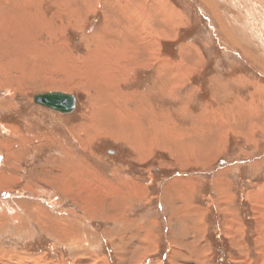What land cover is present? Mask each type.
Listing matches in <instances>:
<instances>
[{
  "label": "rangeland",
  "instance_id": "374dc122",
  "mask_svg": "<svg viewBox=\"0 0 264 264\" xmlns=\"http://www.w3.org/2000/svg\"><path fill=\"white\" fill-rule=\"evenodd\" d=\"M0 27V264H264V0H0Z\"/></svg>",
  "mask_w": 264,
  "mask_h": 264
},
{
  "label": "bare ground",
  "instance_id": "6f19581e",
  "mask_svg": "<svg viewBox=\"0 0 264 264\" xmlns=\"http://www.w3.org/2000/svg\"><path fill=\"white\" fill-rule=\"evenodd\" d=\"M24 1V0H23ZM70 2V1H69ZM129 2V1H128ZM116 3V2H115ZM6 5H8V6H10V3H5ZM148 4V3H147ZM122 9V8H121ZM23 10V9H22ZM124 9H122V11H123ZM25 11V10H24ZM122 11H120V12H122ZM20 13V12H19ZM65 13V12H64ZM125 13V12H124ZM132 13H133V11H132ZM9 14V13H8ZM140 14V13H139ZM10 15V14H9ZM17 18V17H16ZM15 18V19H16ZM137 18V17H136ZM19 19V18H18ZM132 20V19H131ZM135 20V19H134ZM18 21V20H17ZM5 22V21H4ZM11 22V21H10ZM20 22L21 23H23V25L24 26H22V32H23V30H27L28 31V36L26 35V34H24L23 36H24V38L26 39V41H27V43H26V45L28 46V49H29V17L28 16H24V18H22L21 20H20ZM137 22V21H136ZM6 24V23H5ZM9 24V23H8ZM13 24V23H12ZM2 26H3V24H2ZM24 27H25V29H24ZM1 28V27H0ZM8 28H10V27H8ZM130 28V27H129ZM4 30V29H3ZM152 32L154 31V30H151ZM7 32H9V31H7ZM14 32V31H13ZM3 33V32H2ZM15 33V32H14ZM52 33V32H51ZM4 34H6V32L4 33ZM13 34V33H12ZM145 34H148V33H145V30H144V27H143V25H138V27H136V29L134 30V31H131V33H130V37H131V39H132V41L135 43V46L134 47H136V50L134 51L132 48H134V47H132L131 49H132V52H133V54H135V56L133 57H131V55L128 57V58H126L125 59V57H122V59L123 60H126V62L128 63V61L131 59V62H133V61H136V62H134V63H136V65L138 64L139 65V63L140 62H142L143 61V59H144V56H143V52H144V48H146L147 46H152V47H154V46H156L155 44H157V38H158V36H160L159 34H153V33H151L150 32V37H148V38H150V39H147V41H149V42H146V38H145ZM148 36V35H147ZM10 37H12V35L10 36ZM14 37V36H13ZM154 37V38H153ZM2 39H6L7 41L4 43V44H2L1 43V41H2ZM9 38H7V37H5L3 34L2 35H0V74H3V76L4 75H6V71H5V69L7 70V68L6 67H8V68H11V66L14 64V62L16 61L15 60V57H16V53L14 52V50H11L12 48L9 46V45H7L6 43H11L12 44V46L13 45H16V44H13V39H11V40H8ZM17 39V38H16ZM22 41V40H21ZM15 42V41H14ZM2 44V45H1ZM25 44V43H24ZM157 47V46H156ZM22 50H25V49H22ZM26 51V50H25ZM29 52V51H28ZM155 52H156V50H151V53H150V55H149V58H153V57H155ZM23 53V52H22ZM25 53V52H24ZM132 54V55H133ZM60 55V54H59ZM125 55V54H124ZM146 55H147V52H146ZM25 56L28 58L29 57V54L26 52V54H25ZM18 57V56H17ZM103 57H105V56H103ZM91 58V57H90ZM119 58V57H118ZM93 59H95V58H93ZM97 60V59H96ZM74 61V60H73ZM94 61V60H93ZM146 61V60H145ZM107 62V61H106ZM95 63V62H94ZM105 63V62H104ZM149 63H155V61H152V60H150L149 61ZM101 64V63H100ZM106 64V63H105ZM108 65L110 64V63H107ZM89 65V64H88ZM126 65V64H125ZM135 65V66H136ZM137 65V66H138ZM141 65V64H140ZM139 65V66H140ZM92 66V65H91ZM91 66H90V68L87 70V76H85L87 79H88V82H91L90 84L91 85H94L98 90H99V92H102V93H104L105 91H110V92H113L112 93V95H108L109 96V98L111 99V101H110V103L111 104H113V106L114 105H117V104H119V102H124L123 100L124 99H122V95L121 94H119V91H118V89L117 90H115L116 89V86L118 85V83H119V79L118 78H113V77H111L110 76V73H108V72H110V69H109V71L107 72V70H105L104 69V66H103V68L102 67H100L99 66V64H95V68H91ZM152 67H153V65H151ZM99 67V68H98ZM159 67V66H158ZM86 68V67H85ZM109 68H111V67H109ZM87 69V68H86ZM107 69H108V66H107ZM9 70V69H8ZM29 70V69H28ZM127 73V72H126ZM9 74V73H8ZM114 74V73H113ZM84 75V74H83ZM124 76H126V75H124ZM7 77V76H6ZM10 77V76H9ZM3 78H5V77H3ZM3 78H2V80H3ZM1 80V83L4 81H2ZM84 80H86L85 78H84ZM126 80V79H125ZM11 81H12V79H11ZM122 81H124V80H122ZM178 81V80H177ZM63 93V92H62ZM110 94V93H109ZM119 94V96H117ZM100 97V96H99ZM92 98V97H91ZM125 98V97H124ZM107 99V98H106ZM104 100V99H103ZM109 100V99H108ZM121 100V101H120ZM103 102V101H102ZM121 104V103H120ZM125 104V103H124ZM144 104V103H143ZM102 107V106H101ZM112 106H110V108H107V109H111L112 110V108H111ZM118 107V106H117ZM106 109V108H105ZM126 109V108H125ZM104 110V109H103ZM108 111V110H107ZM113 111V110H112ZM109 112V111H108ZM111 112V111H110ZM114 112V111H113ZM117 113H118V111H116ZM57 113V112H56ZM102 113V112H101ZM112 113V112H111ZM110 114V113H109ZM108 114V115H109ZM119 115H120V113H119ZM106 116H107V114H106ZM113 116V115H112ZM110 118V117H109ZM108 118V119H109ZM119 120H118V122L121 124V125H123L124 124V119H123V116L122 115H120L119 116ZM110 120H112V119H110ZM109 121V120H108ZM113 122V121H112ZM130 124L131 125H134L133 127H140L139 126V124L136 122V121H132V122H130ZM160 132V131H159ZM130 136V135H129ZM2 144V143H1ZM66 186V185H65Z\"/></svg>",
  "mask_w": 264,
  "mask_h": 264
},
{
  "label": "water",
  "instance_id": "95a60500",
  "mask_svg": "<svg viewBox=\"0 0 264 264\" xmlns=\"http://www.w3.org/2000/svg\"><path fill=\"white\" fill-rule=\"evenodd\" d=\"M35 105L50 109L62 115L71 114L75 108L76 99L73 95L62 92H45L32 97Z\"/></svg>",
  "mask_w": 264,
  "mask_h": 264
}]
</instances>
